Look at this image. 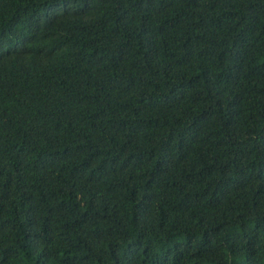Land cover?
Returning <instances> with one entry per match:
<instances>
[{
    "label": "trees",
    "instance_id": "trees-1",
    "mask_svg": "<svg viewBox=\"0 0 264 264\" xmlns=\"http://www.w3.org/2000/svg\"><path fill=\"white\" fill-rule=\"evenodd\" d=\"M0 264H264V0H0Z\"/></svg>",
    "mask_w": 264,
    "mask_h": 264
}]
</instances>
